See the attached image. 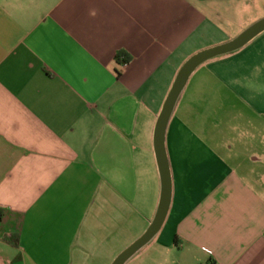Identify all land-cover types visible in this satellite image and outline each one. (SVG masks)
<instances>
[{
	"label": "crops",
	"instance_id": "0c3cea01",
	"mask_svg": "<svg viewBox=\"0 0 264 264\" xmlns=\"http://www.w3.org/2000/svg\"><path fill=\"white\" fill-rule=\"evenodd\" d=\"M262 19L264 0H0V264H112L139 239L179 70ZM165 148L170 209L127 264H264V33L191 75Z\"/></svg>",
	"mask_w": 264,
	"mask_h": 264
},
{
	"label": "water",
	"instance_id": "95a60500",
	"mask_svg": "<svg viewBox=\"0 0 264 264\" xmlns=\"http://www.w3.org/2000/svg\"><path fill=\"white\" fill-rule=\"evenodd\" d=\"M262 33H264V19L253 24L234 40L192 56L179 70L158 116L154 130L153 144L161 180V196L157 212L144 234L126 248L112 264H127L153 241L165 223L170 209L172 195L171 174L165 148V136L168 123L189 78L206 62L241 50Z\"/></svg>",
	"mask_w": 264,
	"mask_h": 264
},
{
	"label": "trees",
	"instance_id": "16d2710c",
	"mask_svg": "<svg viewBox=\"0 0 264 264\" xmlns=\"http://www.w3.org/2000/svg\"><path fill=\"white\" fill-rule=\"evenodd\" d=\"M118 59H119V57H118ZM2 217H3V211L0 210V222H1V220H2ZM5 241H6L8 244H10V245H12V246H14V247H17V243L15 242V239L13 238V236H12L11 238H6Z\"/></svg>",
	"mask_w": 264,
	"mask_h": 264
},
{
	"label": "built area",
	"instance_id": "2783aa9c",
	"mask_svg": "<svg viewBox=\"0 0 264 264\" xmlns=\"http://www.w3.org/2000/svg\"><path fill=\"white\" fill-rule=\"evenodd\" d=\"M206 264H212V263H206Z\"/></svg>",
	"mask_w": 264,
	"mask_h": 264
},
{
	"label": "rangeland",
	"instance_id": "374dc122",
	"mask_svg": "<svg viewBox=\"0 0 264 264\" xmlns=\"http://www.w3.org/2000/svg\"><path fill=\"white\" fill-rule=\"evenodd\" d=\"M133 235H135V234H133ZM133 235H132V236H133ZM127 242H128V240H127Z\"/></svg>",
	"mask_w": 264,
	"mask_h": 264
}]
</instances>
